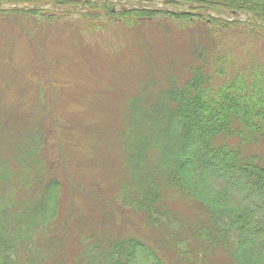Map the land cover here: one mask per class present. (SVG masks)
Instances as JSON below:
<instances>
[{"label":"rangeland","instance_id":"374dc122","mask_svg":"<svg viewBox=\"0 0 264 264\" xmlns=\"http://www.w3.org/2000/svg\"><path fill=\"white\" fill-rule=\"evenodd\" d=\"M110 1L113 7L92 16L52 4L42 16L29 12L35 4L1 6L25 11H0V162L12 172L0 202L15 215L42 204L46 188L58 191L50 230L20 242L14 257L20 264H115L114 245L139 240L154 242L174 264H233L224 247L208 243L205 209L164 180L181 167L172 155L184 149L171 95L200 68L213 85L239 71L264 74V22L215 11L212 18L232 27L218 28L207 16L211 28L206 19L165 16L128 27L118 12L133 7ZM223 146L264 165L263 139L248 145L223 136L212 145L215 152ZM207 181L206 194L226 192L223 176ZM241 192L228 191L237 207L248 205Z\"/></svg>","mask_w":264,"mask_h":264},{"label":"trees","instance_id":"16d2710c","mask_svg":"<svg viewBox=\"0 0 264 264\" xmlns=\"http://www.w3.org/2000/svg\"><path fill=\"white\" fill-rule=\"evenodd\" d=\"M117 2L133 7L122 8L118 12L120 16L118 21L128 27L140 20L165 16L191 24L197 17L200 21L208 18L218 28H231L232 24L223 18L211 17L210 13L215 11L243 13L250 15L254 23L262 25L264 22V0H117ZM99 3L102 5H98ZM4 4H35L36 7L33 10L29 9V12L41 16L48 12L43 9L45 4H52L64 10L81 8L89 16L93 15L92 12L96 8L108 4V7L115 5L110 0H0V11L4 10L6 15L25 10L19 8L2 10L1 6ZM38 4L43 6L40 8L41 5ZM158 4H162L164 8L155 7ZM150 6L154 8L149 9ZM184 6L188 7L186 12L177 13L167 9ZM111 14L114 15L115 12ZM203 22L211 28V23L207 19ZM218 73V77H223L224 72L219 69ZM247 74L239 71L232 79L213 85L212 77L207 76L200 68L183 90L172 92V101L175 103L172 120L176 125V132L179 133L178 143L182 142L180 146L184 149L179 154L172 155V160H177L181 167L164 180L185 198L197 201L198 205L205 209L209 216L206 227L209 233L206 239L209 244L224 247L233 264H264L262 160L258 162L259 158L254 156L242 158L239 149H227L223 146L215 152L212 147L214 141L223 136L229 139L236 136L240 139V144L248 145L260 139L264 140V74L259 69L255 70L250 78ZM169 127L167 133L172 135ZM221 163L226 168V173H218ZM4 164L6 163L0 162V186L6 183L8 186L12 173L10 170L4 171ZM5 175L9 177L8 181ZM219 175L228 182L226 192L206 194L207 190L203 184L206 186L208 178ZM24 184L30 186L34 182ZM230 188L235 191L242 190L241 197L248 205L238 207L234 205L228 194ZM45 194L47 198L42 204L39 205L37 202L36 206L28 203L25 206L28 208L24 210L20 208V213L15 215L0 202V264H20L17 256L14 257L16 255L14 252L20 248V242L23 240L31 242L29 239H32L35 233V236H38L45 228L46 231L50 230L57 209L55 203L58 191L54 195L55 192L50 193L46 188ZM3 204L10 202L6 201ZM9 213L14 216V221H10L6 216ZM113 248L119 255L115 258V264H174L152 241L131 240L126 245L118 243ZM34 257L35 254L32 255V260H35Z\"/></svg>","mask_w":264,"mask_h":264}]
</instances>
